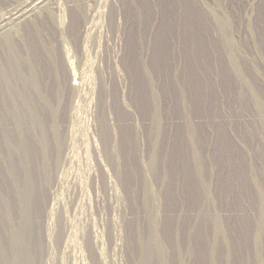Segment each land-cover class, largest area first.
Masks as SVG:
<instances>
[{"label":"rangeland","instance_id":"374dc122","mask_svg":"<svg viewBox=\"0 0 264 264\" xmlns=\"http://www.w3.org/2000/svg\"><path fill=\"white\" fill-rule=\"evenodd\" d=\"M3 28L0 264H264V0H44Z\"/></svg>","mask_w":264,"mask_h":264},{"label":"bare ground","instance_id":"6f19581e","mask_svg":"<svg viewBox=\"0 0 264 264\" xmlns=\"http://www.w3.org/2000/svg\"><path fill=\"white\" fill-rule=\"evenodd\" d=\"M43 1L44 0H24V1H22L21 4L11 8L10 10H8V12L6 14L0 16V28L6 27L7 25L11 24L14 21L21 22L24 20L31 19L34 7H36L38 5V3H41ZM25 10H27V11H25ZM67 50L65 49L63 52L65 64H67L66 70L68 72L69 77H71V79H72V77H74L76 80V82H74L72 84V86H74L75 88H78L80 86V83L84 82L83 81L84 79L82 78L83 75L81 73H80L81 75H78V73L81 72V69H78L77 64L73 63V61L71 60L72 53H70V51L69 50L67 51ZM78 64L80 65L79 61H78ZM81 68H83V67H81ZM84 69H85V67H84ZM78 70H80V71L78 72ZM84 72H85V70H84Z\"/></svg>","mask_w":264,"mask_h":264}]
</instances>
